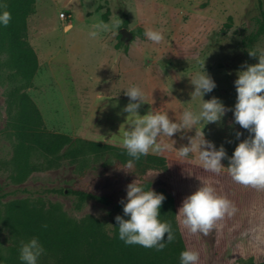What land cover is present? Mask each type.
Wrapping results in <instances>:
<instances>
[{
  "label": "rangeland",
  "instance_id": "1",
  "mask_svg": "<svg viewBox=\"0 0 264 264\" xmlns=\"http://www.w3.org/2000/svg\"><path fill=\"white\" fill-rule=\"evenodd\" d=\"M12 1L0 5L8 8ZM261 11L264 0H36L27 18L36 74L24 80L0 51V195L7 194L0 200V264H23L20 242L33 237L45 250L38 264H181L184 250L199 252L198 264L263 262L264 190L234 182L228 158L220 174L204 170L192 154L179 158L176 149L189 143L195 129L162 137L172 150L133 160L130 169L132 158L120 145L128 116L122 112L129 103L125 89L143 90L140 115L153 109L175 122L183 110H199L202 97L192 99L190 77L204 71V61L217 86L203 99L215 96L230 110L220 122L197 127L231 157L250 136L234 120V82L245 62L258 63L249 51L264 50V37L253 36ZM100 21L119 26L93 29ZM148 28L162 32L160 44L145 37ZM94 30L98 35L92 38ZM22 94L39 111L42 131L17 127ZM53 141H58L53 154L41 151ZM137 179L145 190L165 196L159 219L171 224L175 239L168 243L166 234L163 251L119 238L115 217L124 215L120 201ZM202 182L236 208L207 236L191 234L177 219L183 200ZM51 189H82L111 195L114 202L107 206L45 193Z\"/></svg>",
  "mask_w": 264,
  "mask_h": 264
},
{
  "label": "clouds",
  "instance_id": "2",
  "mask_svg": "<svg viewBox=\"0 0 264 264\" xmlns=\"http://www.w3.org/2000/svg\"><path fill=\"white\" fill-rule=\"evenodd\" d=\"M0 8L4 9L0 12V25L7 27L12 18L11 13L7 11L6 4L0 5ZM118 26L119 23L114 21H100L92 25L93 29L104 32ZM96 30L89 33L92 38L98 35ZM144 35L154 44H160L164 39L161 31L151 28L146 29ZM249 55L258 57V63L249 65L245 62L241 68L246 70L237 72L238 79L234 82L237 92L234 120L250 136L238 144L231 157H227L223 145L217 150L215 144L205 138L204 131L197 127L205 122L206 125L220 122L230 110L215 96L210 100L203 99L217 85L205 71V62L201 61L204 71L192 75L190 83L195 88L191 93L192 99L202 97V103L198 111L191 108L183 110L179 120L175 122L167 113L153 109L146 115H140L138 110L145 103L143 90L137 85L125 89L124 94L129 97V103L122 112L128 113V116L126 127L121 133L120 145L132 158L126 167L132 168L133 160L138 161L150 153L161 155L171 151L173 145L161 139L162 137L170 139L177 132L195 129V135L188 137L189 143L176 149L179 158L186 159L192 154L204 170L215 174H220L225 169L221 162L228 158L229 166L226 169L234 182L264 190V50L259 53L252 50ZM241 135L242 133H236L237 139ZM126 191V199L120 201L124 215L115 217L119 225V238L128 245L163 251L166 247L165 235L167 234L168 243L175 239L171 224L159 219L165 196L152 188L145 190L138 179L128 184ZM235 211L236 208L227 197L219 195L210 183L202 182L196 191L183 200L177 219L191 234L201 233L207 236L219 220ZM44 251L39 240L33 237L28 242H20L19 258L23 264H38V258ZM180 261L181 264H198L199 252L184 250L180 253Z\"/></svg>",
  "mask_w": 264,
  "mask_h": 264
},
{
  "label": "trees",
  "instance_id": "3",
  "mask_svg": "<svg viewBox=\"0 0 264 264\" xmlns=\"http://www.w3.org/2000/svg\"><path fill=\"white\" fill-rule=\"evenodd\" d=\"M35 3L36 0H13L7 8L12 17L9 25L7 27L0 25V51L7 52L8 65L24 80H30L38 70L37 54L27 40V18L32 13ZM2 11L0 10V12ZM256 23L257 28L253 36L255 38L264 37V11H261ZM17 107L18 112L15 122L19 129L31 133L44 129L39 111L28 95L22 94L18 98ZM57 142L53 141L52 144H45L44 147L40 144L39 146L43 147L41 151L53 154L55 151L52 148ZM45 193L72 196L80 201L92 200L107 206L112 205L114 202L111 195H100L82 189H51L46 190ZM6 196V193L1 194L0 200ZM248 264H264V261L256 262L251 258Z\"/></svg>",
  "mask_w": 264,
  "mask_h": 264
},
{
  "label": "built area",
  "instance_id": "4",
  "mask_svg": "<svg viewBox=\"0 0 264 264\" xmlns=\"http://www.w3.org/2000/svg\"><path fill=\"white\" fill-rule=\"evenodd\" d=\"M61 18L63 19V20H66V19H68V16H66V14H61Z\"/></svg>",
  "mask_w": 264,
  "mask_h": 264
}]
</instances>
